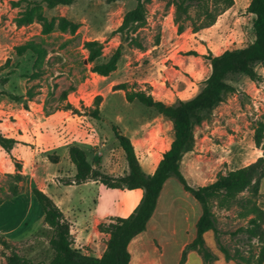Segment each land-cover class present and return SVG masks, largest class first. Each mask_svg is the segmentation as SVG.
Returning a JSON list of instances; mask_svg holds the SVG:
<instances>
[{"label": "rangeland", "instance_id": "rangeland-1", "mask_svg": "<svg viewBox=\"0 0 264 264\" xmlns=\"http://www.w3.org/2000/svg\"><path fill=\"white\" fill-rule=\"evenodd\" d=\"M27 1L0 0V65L3 67L0 70V135L13 138L25 133L26 139H32L33 133L39 132L41 138L40 144L32 145L34 165L18 158L16 150L7 152L0 146V228L4 233L0 235V264H7L6 256L11 252L33 262L51 258L52 230L43 222V211L40 212L31 191V186L36 184L30 175L33 171L37 180L50 184L49 174L64 173L58 180L68 183L67 175L74 171L67 154L68 144L85 149L93 166L114 177L127 170L114 127L130 138L145 170L158 163L168 148L173 134L170 121L137 100L128 102L125 92L114 89L115 85L126 83L130 90H145L167 104L176 98H189L210 71V64L202 54L208 50L218 54L254 39V15L246 10L250 0H234L214 24L195 32L190 26L177 31L171 0H145L146 23L133 34L137 42L124 43L116 69L103 76L92 70L93 63L87 59L84 43L98 40L102 45L99 61L107 59L122 39L115 29L124 13L135 6V0L110 3L76 0L71 5L54 8L42 5L32 20L22 22ZM60 17L77 23V29L74 32L58 29ZM46 22L52 25L44 34ZM27 41H33L41 53L27 50L18 55L16 46ZM255 70L261 76L258 81L244 74L230 76L227 81L235 91L195 128L194 147L184 154L180 165L189 185L209 183L218 172L246 165L262 154L253 141V125L264 116V62L256 64ZM64 91L68 92L62 98ZM95 109L97 115L93 116ZM47 116L50 117L46 119ZM16 148L21 149L19 157L30 151L22 142ZM16 165H20L22 179L15 176ZM170 178L179 185L175 177ZM48 191L56 197L59 195L57 198L64 208L73 203L87 215L105 211L114 199L116 205L118 202L115 193L94 180L60 187L52 183ZM182 191L183 187L167 192L163 188L159 198L160 211L163 209L160 231L166 239L186 222L185 216L191 210ZM250 196L245 191L238 199ZM255 201L264 209V177ZM213 210L217 227L212 244L215 252L208 247L215 258V253H219L230 264L245 263L248 259L252 264L260 243L247 241L245 233L239 230L248 219L243 215L242 205L214 206ZM80 215L76 213L77 217ZM103 215L98 217L99 223L108 222ZM75 222L71 227L73 245L85 253L100 254L104 236H97L89 223V227L85 225L87 233L78 229L76 226L83 224L82 218H75ZM153 243L160 250L155 237ZM220 246L226 249L229 258ZM137 254L133 248L134 259Z\"/></svg>", "mask_w": 264, "mask_h": 264}, {"label": "trees", "instance_id": "trees-1", "mask_svg": "<svg viewBox=\"0 0 264 264\" xmlns=\"http://www.w3.org/2000/svg\"><path fill=\"white\" fill-rule=\"evenodd\" d=\"M75 1L28 0L21 21L32 20L34 12L42 5L46 8H54L59 5H71ZM105 1L110 3L118 0ZM233 3L234 0L170 1L174 8L173 21L178 32H182L187 26H190L194 32L211 26L217 17L230 8ZM246 10L254 15L252 22L254 39L243 46L227 48L218 54L209 50L206 54H202L210 64V71L199 82L197 92L191 97L176 98L172 103L167 104L154 99L145 90H130L126 83L115 85L114 89L125 92L128 102L137 100L142 105L152 108L171 123L173 133L171 142L168 148L163 151L152 173H148L142 168L130 138L116 127L113 128L114 136L124 153L127 164V170L122 175L114 177L101 171L88 160L85 149L73 144L69 146L68 156L75 166V174L70 183L80 184L88 180H97L110 188L128 190L139 188L143 191L138 203L127 216H116L108 222L98 223V231L108 234L106 247L101 255L84 253L73 245L70 223L52 198L34 186L32 194L42 208L43 222L52 230L49 239V245L53 251L52 256L46 262H33L16 252H11L6 256L7 264H128L130 260L128 243L134 236L146 229V224L155 210L162 185L170 177H175L201 208V214L195 223L196 235L183 249L181 264L184 262L188 250H196L201 255L204 264L216 259L205 242L204 232L212 230L215 235L217 233L214 206L229 208L236 203L242 205L243 215L248 217L246 225L239 230L245 233L247 241L256 240L260 243L259 253L252 264L264 263V209L258 206L255 201V197L259 194L261 179L264 177V116L255 121L253 125L254 144L262 150V154L254 161L226 172H218L213 181L195 187L187 183L180 166L184 154L194 147L195 128L202 124L216 106L235 91V87L227 79L235 74H244L252 81L261 79L255 70V65L264 62V0H250ZM40 15L39 13L38 16ZM145 23V0H135V6L124 13L120 25L115 29L122 35V39L107 59L99 61L102 45L98 40L85 41L84 47L88 51L87 59L93 63L92 70L103 76L114 71L122 55L123 44L137 42L133 34ZM51 25L50 22L44 23L42 29L44 34L50 31ZM77 27V23L68 21L66 17H60L58 29L61 31L74 32ZM15 49L18 55H22L27 50L41 53L39 49H35L33 41H27L16 46ZM2 69L3 67L0 65V70ZM67 92H63L62 98L66 97ZM92 115H97V109L93 111ZM16 142L14 138L0 135V146L7 152H10ZM54 158L52 157V159ZM16 166H18V172L15 176L22 179L23 176L19 173L20 165ZM245 191H249L251 196L238 199V196ZM1 243L7 246L5 241ZM220 250L226 258H229L224 247L220 246ZM238 264H250V260Z\"/></svg>", "mask_w": 264, "mask_h": 264}, {"label": "crops", "instance_id": "crops-1", "mask_svg": "<svg viewBox=\"0 0 264 264\" xmlns=\"http://www.w3.org/2000/svg\"><path fill=\"white\" fill-rule=\"evenodd\" d=\"M49 117L50 116H47L46 119H48ZM44 124H45V121H44ZM38 133L34 132L32 136L35 135V138H32V139L31 138L26 139L23 135L25 133L18 134V137H15L13 135L12 137L14 139H16L18 142H16L14 144V146L11 149V152H14V150H16L17 154H19L18 158L28 160V163L30 165H34L35 148H32V145L39 143L40 138H41L40 137L41 133H39V135H38ZM19 142H22V145L24 147H28L30 150V151H28V153H25V155L22 157H19L20 153H22L21 149L16 148L17 145L19 144ZM28 142H30V143H28ZM68 145H71V144H68ZM68 148L69 147H67V154H68ZM53 160H58V158L56 157ZM156 165H157V162L155 165H153L149 169H147V170L144 169V170L148 173H152L154 171ZM72 171L69 172V174L67 175L69 178L68 183L60 182L58 180V177L65 176L64 173L49 174L48 176L50 178L48 181L50 184L54 183L57 187H60L63 185L76 184L74 182L70 183L72 181L71 180L72 177L75 174V166H74V171L73 172ZM30 176H31L30 177L31 180L33 177V180L35 181V184H36L35 186L38 187L39 189L43 190L46 194H48L52 198L54 203L60 208L64 217L70 223V233L73 232V229L71 227L73 225H76L75 224L76 223L75 218H77V220L78 219L80 220V218H82L83 224H81V226H76L77 228L79 227L78 229H80V230L82 229V231L84 233H87V231L85 229V225H86V227H89V226H87V223H89L88 225H90L91 229H94V231H96L97 236H99L100 238L102 236H104L105 240L102 242L101 253L104 251V249L106 247V240L108 239V234L98 231L97 225L99 223L98 217L100 216V214H104L103 217H106L104 220H107V221H109L112 217L127 216L133 210V208L136 206V204L138 203V201L141 198L142 193H143V191L139 188L128 190V189H121V188H110V187H106L103 184L111 192L115 193L116 199L118 200L117 205L115 204V199H114L112 202V205L108 206V208L105 209V211H103L101 213H98V212L96 213V211H94L91 214L87 215L83 209H81L77 205H74L73 203H70L69 205H67L66 208H64V206H62L61 200L59 198H57L59 195L56 197L54 194H50V192L48 191L50 184H47V182H44V180H41V181L37 180V177L35 176V172H33V171H32ZM185 178L187 179V177H185ZM94 181L99 182L97 180H94ZM82 183H84V182H82ZM180 187H182L180 182L178 185V183L172 178H168L162 185V189L164 188L165 192H167L173 188L174 189L177 188V190H178V188H180ZM162 189H161L159 196L157 198L155 210H154L152 216L150 217V219L148 220V222L146 224V229L144 231L140 232L139 234H137L136 236H134L130 240V242L128 243V251L130 253V260H129L128 264H180V258H181L183 249L185 248V246L188 243H190L194 239V237L196 235L195 223H196L199 215L201 214V208L199 209V207L197 205L198 202L194 198H193L194 199L193 200L191 198L192 195L190 196L189 195L190 193L184 189H183L184 191H182V193L190 202L189 204H190V208H191V210L188 211L189 213H187L185 216L186 222L183 223L182 225L178 226L172 232V237H168V239H166L164 237V235L161 233L160 229L162 228V225H161L159 220H161L160 218H161V215L163 214V209L160 211L159 198L161 196ZM31 191H32V186H31ZM29 196H30V194H29ZM31 203H32V200L29 204V209L31 207L30 206ZM37 207L40 209V212H42V208L38 205H37ZM79 212L81 213V215L79 217H77L76 213L78 214ZM40 216L42 217V213L40 214ZM72 223H74V224H72ZM162 224H164V223L162 222ZM1 234H4V233L1 231V228H0V235ZM71 235H72V233H71ZM154 237L156 238L159 245L161 246L160 250L153 243ZM204 239H205L207 246H209L214 251V246L212 245V244H214L213 231L207 230L206 232H204ZM135 241H136V243H135ZM170 246H172L171 249L169 248ZM133 248H135L138 252L136 259H134ZM101 253L98 254L97 256H100ZM87 254H91V253H87ZM215 254L217 255V257L212 262V264H230V262L226 261L224 256H222L219 253H215ZM182 264H204V261H203L202 257L197 253L196 250H188L186 253V256H185V260Z\"/></svg>", "mask_w": 264, "mask_h": 264}]
</instances>
